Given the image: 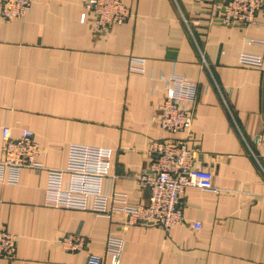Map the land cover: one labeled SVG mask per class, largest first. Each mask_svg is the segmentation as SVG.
<instances>
[{
    "label": "crops",
    "instance_id": "obj_1",
    "mask_svg": "<svg viewBox=\"0 0 264 264\" xmlns=\"http://www.w3.org/2000/svg\"><path fill=\"white\" fill-rule=\"evenodd\" d=\"M87 1L32 0L24 19L0 14V162L9 127L14 139L34 133L41 165L15 181L0 169V230L17 237L16 257L0 264H87L88 253L110 264L111 238L123 240L121 264H264V71L241 60L264 57V10L260 24L229 27L210 23L213 0H123L129 19L98 32L82 20ZM178 77L198 85L194 168L214 187L186 189L185 221L166 232L60 207L48 171L67 168L74 145L102 150L104 192L148 202L138 178L152 142L184 137L158 120ZM68 235L85 249L64 250Z\"/></svg>",
    "mask_w": 264,
    "mask_h": 264
},
{
    "label": "built area",
    "instance_id": "obj_2",
    "mask_svg": "<svg viewBox=\"0 0 264 264\" xmlns=\"http://www.w3.org/2000/svg\"><path fill=\"white\" fill-rule=\"evenodd\" d=\"M31 7L32 0H0V14L8 20L24 19ZM84 9L82 20L90 18L93 29L98 32H107L130 17L123 0H88ZM263 10L264 0H213L209 21L229 27L257 25L260 24L258 15ZM241 60L264 71L262 56H242ZM204 64L208 67L205 61ZM171 81L174 86L167 89L158 109L159 125L172 136L184 134V137L152 142L149 168L138 178L142 187L148 189V202L132 206L125 195L104 192L102 181L106 175L100 168L102 150L74 145L69 151L67 168L48 171L47 187L57 192L60 207L92 211L108 218L123 214L127 217V224H158L169 232L185 221L183 201L188 187L214 189L211 175L194 168L197 156L192 147V127L198 85L183 77ZM1 150L4 159L0 162V169L11 170V181L17 179L23 168L41 167L37 161L40 147L31 130H25L14 139L10 128L4 127ZM65 174L70 175V181L63 187ZM192 225L195 230L201 228L199 222H193ZM60 242L64 250L69 252L82 251L87 245L86 239L77 235L65 236ZM16 252L17 237L0 230V258L13 260ZM106 252L111 257L110 264H121L123 240L109 239ZM87 264H102V258L88 253Z\"/></svg>",
    "mask_w": 264,
    "mask_h": 264
}]
</instances>
